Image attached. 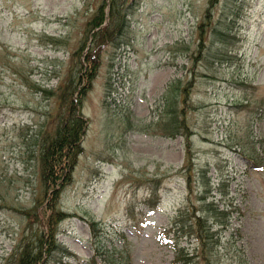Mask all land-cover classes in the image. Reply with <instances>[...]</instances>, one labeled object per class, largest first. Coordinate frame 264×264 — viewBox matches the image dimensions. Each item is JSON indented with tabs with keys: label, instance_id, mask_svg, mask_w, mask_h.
I'll use <instances>...</instances> for the list:
<instances>
[{
	"label": "rangeland",
	"instance_id": "rangeland-1",
	"mask_svg": "<svg viewBox=\"0 0 264 264\" xmlns=\"http://www.w3.org/2000/svg\"><path fill=\"white\" fill-rule=\"evenodd\" d=\"M107 1V23L118 10L126 24L95 42L88 22L105 0H0V264L43 231L42 140L70 113L50 92L78 77L85 55L99 62L82 105L90 124L56 225L73 255L47 264H85L92 220L108 248L123 231L133 264H172L166 232L188 196L187 207L201 205L203 167L241 208L230 230L251 264H264V170L248 163L264 156V0ZM169 113L179 130H167Z\"/></svg>",
	"mask_w": 264,
	"mask_h": 264
},
{
	"label": "trees",
	"instance_id": "trees-1",
	"mask_svg": "<svg viewBox=\"0 0 264 264\" xmlns=\"http://www.w3.org/2000/svg\"><path fill=\"white\" fill-rule=\"evenodd\" d=\"M114 1V0H112ZM118 7V5H113ZM104 7H101L100 14L94 16L91 21V26L94 28L101 26L104 22ZM114 8V9H116ZM120 8V7H119ZM116 16L113 18L111 25L107 29L99 31L95 40L98 37L107 36L109 29L113 32L117 30L121 33L122 17L121 12H113ZM111 40V37L108 36ZM99 68V63L95 59L87 58L85 64L81 66V74L76 78L70 76L65 84L59 86L56 91L59 97L61 107L64 104L70 111L69 116L60 115V123L52 133L44 136L41 145L40 161H41V178L43 183V201L40 202V212H35L37 218L42 222L44 231L40 232L35 239V245L25 243L20 256L16 260V264H42L47 262V257L53 252L59 250L57 240L55 238L54 228L56 223L63 219L65 215L58 209L61 195L65 188L72 182L75 167L77 166L79 156L83 153V137L88 127V120L80 112L81 105H77L74 99L76 93L79 103L82 104L88 90L91 87L92 80L95 78ZM200 197L203 201L202 211L206 216H183L185 211H180V217L175 222L176 225H181L182 228L188 227L186 233L194 234L200 240L199 259L190 256L189 253L184 254V262L186 264H210L213 261L212 250L216 251L220 241L217 234L228 225L230 215L233 212L225 208L223 210L215 204V202H206V194ZM194 218V219H192ZM209 220H212L209 223ZM214 225H219L220 228L214 230ZM93 236L95 237V255L88 264H132V258L129 251L126 249L128 242L124 236H121L123 241L122 248L112 245L108 248L107 245H101L97 239L101 228L97 222L91 223ZM185 231V230H184ZM45 237H48L45 239ZM233 248V249H232ZM226 250L231 252L232 258L236 259V264H247L245 253L241 248L234 245H229ZM218 254V251L216 252ZM47 256V257H46ZM46 257V258H45ZM98 258L101 259L100 263ZM101 261L103 263H101ZM15 264V262L13 263Z\"/></svg>",
	"mask_w": 264,
	"mask_h": 264
}]
</instances>
